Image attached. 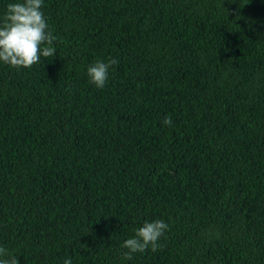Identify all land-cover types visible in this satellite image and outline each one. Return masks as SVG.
Returning <instances> with one entry per match:
<instances>
[{"label": "trees", "instance_id": "obj_1", "mask_svg": "<svg viewBox=\"0 0 264 264\" xmlns=\"http://www.w3.org/2000/svg\"><path fill=\"white\" fill-rule=\"evenodd\" d=\"M42 11L55 56L0 63V246L20 264H264V0ZM157 219L162 249L124 259Z\"/></svg>", "mask_w": 264, "mask_h": 264}, {"label": "clouds", "instance_id": "obj_2", "mask_svg": "<svg viewBox=\"0 0 264 264\" xmlns=\"http://www.w3.org/2000/svg\"><path fill=\"white\" fill-rule=\"evenodd\" d=\"M44 0H12L0 16V63L10 68H31L40 62L41 57H54V42L57 37L52 34L49 24L42 11ZM118 64V60L109 58L107 62L96 61L87 68L88 82L96 88H103L108 79L109 68ZM69 85L68 89L70 90ZM171 126L172 119L167 116L162 121ZM169 225L162 219L145 221L134 230V235L126 239L120 247L126 249L122 256L126 260L133 254L144 253L146 250L156 252L162 249L159 243ZM0 264H20L18 256L6 247L0 246ZM63 264H72L66 258Z\"/></svg>", "mask_w": 264, "mask_h": 264}]
</instances>
